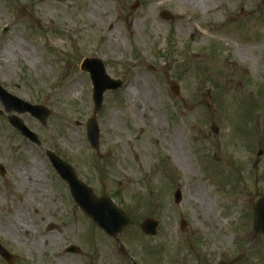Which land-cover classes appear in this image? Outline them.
Instances as JSON below:
<instances>
[{"label": "rangeland", "instance_id": "rangeland-1", "mask_svg": "<svg viewBox=\"0 0 264 264\" xmlns=\"http://www.w3.org/2000/svg\"><path fill=\"white\" fill-rule=\"evenodd\" d=\"M89 57L124 82L97 114L99 150L87 141ZM0 84L52 112L46 125L0 115V242L14 264H264L253 228V199L264 196V0H0ZM48 151L127 213L118 242L75 204ZM147 218L156 236L141 230Z\"/></svg>", "mask_w": 264, "mask_h": 264}, {"label": "water", "instance_id": "water-1", "mask_svg": "<svg viewBox=\"0 0 264 264\" xmlns=\"http://www.w3.org/2000/svg\"><path fill=\"white\" fill-rule=\"evenodd\" d=\"M162 16L166 18L171 17L168 12H162ZM81 69L89 72L93 81L95 115L87 122V138L91 147L97 150L100 146L101 130L96 116L102 110L105 92L119 89L122 87L123 81L121 79H113L107 73L106 66L100 58L84 59ZM171 88L176 95H179V88L177 86L173 85ZM0 100L7 112H29L32 116L39 119L43 125L47 124L48 117L51 115V111L48 108L40 104H31L10 94L1 84ZM1 114L2 111L0 110V115ZM9 121L23 136L29 138L32 142L40 144L41 141L38 135L28 128L19 116L12 115L9 117ZM212 130L215 133L219 132V128L216 124L212 125ZM48 155L59 175L68 182L72 196L78 206L98 227L112 237H117L128 227L130 221L129 217L116 206L113 200L108 197L95 196L92 188L78 178L72 165L57 156L54 152H48ZM0 174H6V169L2 164H0ZM175 198L177 202L181 200L180 190L175 193ZM253 202L255 206V232L256 234H264V196H256ZM157 226L158 221L147 219L143 222L142 229L147 234L155 235L157 233ZM182 227H185L184 221H182ZM67 250L79 252V248L76 246H71ZM0 255L3 256L9 264H14L15 257L1 243ZM240 258L241 257L237 258V260Z\"/></svg>", "mask_w": 264, "mask_h": 264}, {"label": "bare ground", "instance_id": "bare-ground-1", "mask_svg": "<svg viewBox=\"0 0 264 264\" xmlns=\"http://www.w3.org/2000/svg\"><path fill=\"white\" fill-rule=\"evenodd\" d=\"M236 54L239 57L243 58V59H246L248 57L250 58V55H249L250 53L246 49H241V48L240 49H237L236 50ZM179 159H180V163L182 164V166L185 167L186 166V159H185V157L182 156V155H180L179 156ZM17 213L18 214L15 217L18 220V222L21 223V224H23V225H27L26 222H25V216H24V214L21 211H18ZM11 233H12L11 230H9V232L7 231V235H11ZM48 245H49L48 242H45V246L47 247Z\"/></svg>", "mask_w": 264, "mask_h": 264}]
</instances>
